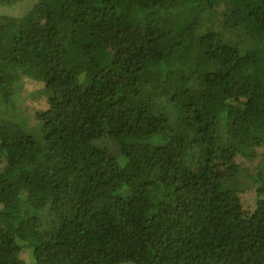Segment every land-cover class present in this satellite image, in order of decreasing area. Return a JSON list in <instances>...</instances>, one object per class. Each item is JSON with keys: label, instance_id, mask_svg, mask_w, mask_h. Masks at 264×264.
I'll use <instances>...</instances> for the list:
<instances>
[{"label": "trees", "instance_id": "1", "mask_svg": "<svg viewBox=\"0 0 264 264\" xmlns=\"http://www.w3.org/2000/svg\"><path fill=\"white\" fill-rule=\"evenodd\" d=\"M26 82L49 108L0 119V264H264V0H37L0 16L9 111Z\"/></svg>", "mask_w": 264, "mask_h": 264}, {"label": "rangeland", "instance_id": "2", "mask_svg": "<svg viewBox=\"0 0 264 264\" xmlns=\"http://www.w3.org/2000/svg\"><path fill=\"white\" fill-rule=\"evenodd\" d=\"M36 1L37 0H16L14 4L0 6V16L21 17L34 5V3H36ZM151 33L154 36H160L164 33L161 29V23L158 21L154 22ZM109 46L114 52L117 50L125 51L132 48L122 44L120 39L116 38H112L109 41ZM52 86L58 94L57 102L59 106L57 110L63 114L65 119L70 121V131H72L73 138L89 139L93 137L97 138L102 135L104 132L103 121L92 107L91 93L65 88L64 81L59 78L53 80ZM43 87V84L24 83L22 90L18 92V96L14 99L16 105L14 111H9L0 100V119L17 120L16 116L19 118L23 116V122H26L23 126L28 131L33 132L37 127V123L33 122L36 113L46 111L49 108L47 100L43 96L36 94V91ZM241 202L245 212L250 213L255 207L252 192L249 190L241 194ZM20 256L24 259L28 258L25 251H22Z\"/></svg>", "mask_w": 264, "mask_h": 264}]
</instances>
